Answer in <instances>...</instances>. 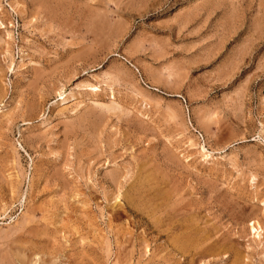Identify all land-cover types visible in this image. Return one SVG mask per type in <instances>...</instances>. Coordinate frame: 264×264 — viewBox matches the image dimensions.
I'll return each instance as SVG.
<instances>
[{"label":"rangeland","instance_id":"1","mask_svg":"<svg viewBox=\"0 0 264 264\" xmlns=\"http://www.w3.org/2000/svg\"><path fill=\"white\" fill-rule=\"evenodd\" d=\"M187 261L264 264V0H0V264Z\"/></svg>","mask_w":264,"mask_h":264},{"label":"bare ground","instance_id":"2","mask_svg":"<svg viewBox=\"0 0 264 264\" xmlns=\"http://www.w3.org/2000/svg\"><path fill=\"white\" fill-rule=\"evenodd\" d=\"M87 5H88V4H87ZM44 7H45V6H44ZM96 14H99V13H96ZM102 14H103V13H102ZM102 14H101V15H102ZM105 14H106V13H105ZM103 16H104V15H103ZM101 17H102V16H101ZM91 19H92V21H94V18H91ZM87 22H88V21H87ZM90 22H91V20H90ZM90 22H88V23H90ZM97 22L99 23V20L97 21V19H96V23H95V22H93V24L90 23V25H91V32H92L94 35L99 34V33L103 30V26H104V25H102L101 23L97 24ZM101 22H102V21H101ZM102 23H103V22H102ZM88 25H89V24H88ZM99 25H100L102 28H101ZM89 27H90V26H89ZM89 30H90V29H89ZM89 30H88V31H89ZM106 31H107V29H106ZM89 32H90V31H89ZM101 34H102V33H100V35H101ZM94 35H93V36H94ZM91 36H92V35H91ZM92 40H93V39H92ZM100 42H101V41H100ZM84 50H85V49H84ZM86 51H87V50H86ZM86 51H84V52H86ZM80 53H81V52H80ZM81 54H82V53H81ZM74 55H75V54H74ZM86 55H87V54H86ZM75 59H76V58H75ZM60 95H61V94L59 93V96H60ZM31 108H32V107H31ZM96 133H97V132H96ZM146 164H147V163H146ZM56 168H57V167H56ZM152 168H153V167H152ZM141 169H142V167L140 168V170H141ZM118 170H119V169H118ZM140 170H139V171H140ZM139 171H137V172L139 173ZM55 172H56V171H55ZM53 173H54V172H53ZM128 173H129V172H128ZM141 174H142V173H141ZM150 174H151V173H150ZM151 175H152V174H151ZM49 176H51V175H49ZM57 176H58V175H57ZM141 176H142V175H141ZM146 176L149 177V175H146ZM146 176H145V179H146ZM114 177H115V175H114ZM117 177H118V176H117ZM137 177H138V178L140 177L139 174H138ZM137 177H136V178H137ZM150 177H151V176H150ZM152 177H153V175H152ZM152 177H151V178H152ZM162 177H163V176H162ZM123 178H124V177H123ZM151 178H150V179H151ZM140 179H141V178H140ZM142 179H143V176H142ZM145 179H144V180H145ZM153 179H154V178H153ZM114 180H116V179H114ZM135 180H136V179H135ZM138 180H139V179H138ZM144 180H143V182H144ZM151 180H152V179H151ZM154 180H155V179H154ZM140 181H141V180H140ZM138 182H139V181H137L136 183H138ZM148 182H149V180L147 181V184H148ZM133 183H134V182H133ZM140 183H142V181L139 182V185H140ZM150 183H151V185H152V181H151ZM156 184H157V183H155V185H156ZM159 184H160V183H159ZM133 185H134V184H133ZM139 185H138L137 187H139ZM141 185H142V184H141ZM143 185H144V184H143ZM143 185H142V186H143ZM164 185H165V183H164ZM115 186H116V185H115ZM131 186H132V184H131ZM145 186H146V185H145ZM159 186H160V185H159ZM133 187H134V186H133ZM133 187H132V188H133ZM137 187L135 186L134 188H137ZM148 187H150V186H148ZM174 187H175V186H174ZM134 188H133V189H134ZM139 188H140V187H139ZM157 188H158V187H157ZM160 188H161V186H160ZM167 188H168V187H167ZM172 188H173V187H172ZM12 189H13V188H12ZM141 189H142V188H141ZM141 189H140V190H141ZM149 189H150V188H149ZM163 189H165V188H163ZM173 189H174V188H173ZM177 189H178V188H177ZM144 190H146V189L144 188ZM151 190H152V189H151ZM157 190H158V189H157ZM157 190H155V191L157 192ZM159 190H160V192H162L161 189H159ZM148 191L150 192V190H148ZM148 191H145V192L148 193ZM165 191H166V190H165ZM168 191H169V190H168ZM174 191H175V190H174ZM145 192H144V194H145ZM158 192H159V191H158ZM177 192H178V191H177ZM177 192L175 191V193H177ZM128 193H130V192H128ZM152 193H155V192H152ZM171 193H172V192H171ZM178 193H179V192H178ZM180 193H181V191H180ZM134 194H135V193H134ZM134 194H133V195H134ZM140 194H141V193H140ZM148 194H149V193H148ZM162 194H163V193H162ZM168 194H169V193H168ZM135 195H137V194H135ZM152 195H154V194H152ZM157 195H158V194H157ZM160 195H161V194H160ZM178 195H180V194H178ZM123 196H124V195H123ZM126 196H127V195H126ZM137 196H138V195H137ZM155 196H156V195H155ZM174 196H175V195H174ZM181 196H182V193H181ZM124 197H125V196H124ZM130 197H131V196H130ZM130 197H129V198H130ZM135 197H136V196H135ZM150 197H151V195H150ZM157 197H158V196H157ZM171 197H172V195H171ZM178 197H179V196H178ZM178 197H177V200L179 199ZM133 198H134V197H133ZM137 198H138V197H137ZM141 198H142V197H141ZM145 198H146V197H145ZM161 198H164V197H161ZM167 198H168V197H167ZM169 198H170V197H169ZM180 198H181V197H180ZM147 199H148V198H147ZM147 199L145 200V201H146V204H147V201H148ZM153 199H154V198L152 197V200H153ZM164 199H165V198H164ZM135 200H137V199H135ZM152 200H151V201H152ZM155 200H156V199H155ZM159 200H160V199H159ZM169 200H170V199H169ZM172 200H173V199H172ZM177 200L175 199L174 201H177ZM126 201H128V202H129V201H130V202H133V201H131L130 199L127 200V198H126ZM138 201H141V202H142L143 199H142V200H138ZM163 201H164V200H163ZM136 202H137V201H136ZM141 202H139L138 204L140 205ZM148 202H149V201H148ZM143 203H144V202H143ZM156 203H157V202H156ZM165 203H166V202H165ZM179 203H180V202H179ZM148 204H149V203H148ZM148 204H147V205H148ZM161 204H162V203H161ZM166 204H168V203H166ZM173 204H174V203H173ZM173 204H171V206H172ZM136 205H137V203H136ZM141 205L143 206L144 204H141ZM149 205H150V204H149ZM162 205H163V204H162ZM133 206H134V205H133ZM145 206H146V205H145ZM157 206H158V205H157ZM157 206H156V207H157ZM160 206H161V205H160ZM173 206H174V205H173ZM180 206H181V205H180ZM182 206H183V207L185 206L184 208L186 209V205H182ZM182 206L179 207V205H178V207L181 208V209H182ZM192 206H193V205H192ZM167 207H168V206H167ZM174 207H175V206H174ZM178 207H177V208H178ZM187 207H188V206H187ZM136 208H137V207H136ZM150 208H151V207H150ZM158 208H159V206H158ZM163 208H164V207H163ZM177 208H176V209H177ZM191 208H192V207H191ZM161 209H162V208H161ZM170 209H171V207H170ZM176 209H175V210H176ZM181 209H180V210H181ZM193 209H194V208H193ZM146 210H147V209H146ZM159 210H160V209H159ZM163 210H166V209H163ZM167 210H168V209H167ZM175 210H173V211H175ZM177 210H178V209H177ZM177 210H176V211H177ZM180 210H178V211H180ZM157 211H158V210H157ZM176 211H175V212H176ZM178 211H177V212H178ZM181 211H182V210H181ZM183 211H184V210H183ZM155 212H156V210H155ZM177 212H176V213H177ZM149 213H150V212H149ZM156 213H157V212H156ZM160 213H163V211L160 212ZM166 213H167V212H165V214H166ZM168 213H169V212H168ZM179 213H180V212H179ZM188 213H189V212H188ZM158 214H159V213H158ZM193 214H194V219H195V212H194ZM159 215H160V214H159ZM167 215H170V216H171V214H167ZM172 215L174 216V214H172ZM177 215H178V214H177ZM155 216H156V215H155ZM162 216H163V214H162ZM170 216H167V217H170ZM182 216H183V214H182ZM182 216H181V217H182ZM186 216H187V215H186ZM189 216H191V215H189ZM192 216H193V215H192ZM157 217H158V215H157ZM175 217H179V216H176V214H175ZM147 218H148V217H147ZM154 218H155V217H154ZM171 218H172V217H171ZM184 218H187V217H184ZM199 218H200V217H199ZM150 219H152V221H154L153 218H152V216H151ZM155 219H157V218H155ZM165 219H166V218H165ZM165 219H164V217H163V220H165ZM167 219H168V218H167ZM167 219H166V220H167ZM173 219H175V218H173ZM178 220H179V218H178ZM189 220H192V217H191V219H189ZM150 221H151V220H150ZM172 221H173V220L163 221V222H166L165 229H164V226H161L162 224H160V226L163 227V229H164L165 232H163V230H162L161 228H159V229H160L159 231H160L161 233L163 232V233H165V234H168L169 232L172 233L173 230L175 229V225H174V223H172ZM176 221H177V220H176ZM184 221H185V220L183 219V222H184ZM194 221L197 222L196 219H195ZM194 221H193V222H194ZM154 222H155V221H154ZM157 222H159V221H157ZM181 222H182V221H181ZM193 222H190V221L187 222V221H185L186 225H183V226H181V227L179 226V227H180L179 230L182 229L183 232H182V233L180 232L181 234H177V231H175L176 233L174 232V233H172V234H176V236H174V237L171 238L173 245H174L176 248H178L179 252H181L183 255L186 254V253L188 254V252H189V254H190V251H193L194 253L192 254V257H193V256H196V255H198V254H201V255L205 254L206 252H205V250L203 249V245H204L207 241H209V239H210L209 235H204V237H200V236H198V237H200V238H198V237H197V233H196V229H195V227L192 226ZM195 222H194V223H195ZM176 223H178V222H176ZM179 223H180V222H179ZM200 223H201V222H200ZM208 223H209V222H208ZM155 224L159 225L158 223H155ZM155 224H154V225H155ZM164 224H165V223H164ZM164 224H163V225H164ZM198 224H199V223H197V225H198ZM201 225H202V224H201ZM167 226H168V227H167ZM166 227H167V228H166ZM196 227H197V226H196ZM153 228H154V227H153ZM199 228H201V227H199ZM213 228H214V227H213ZM251 228H252V229L255 228V223L251 226ZM154 229H156V228H154ZM157 229H158V227H157ZM176 229H178V227H177ZM197 229H198V228H197ZM202 229H204V228H202ZM214 229H215V228H214ZM199 230H200V229H199ZM205 230H206V229H205ZM27 231H29V230H27ZM156 231H157V230H156ZM203 231H204V230H203ZM207 231H208V229H207ZM213 231H214V230H213ZM160 232H159V233H160ZM178 232H179V231H178ZM197 232H198V231H197ZM205 232H206V231H205ZM210 232H211V231H210ZM214 232H215V231H214ZM214 232H213V233H214ZM163 233H162V234H163ZM199 233H200V232H199ZM216 233H217V232H216ZM156 234H158V232H157ZM202 234H204V233L201 232V235H202ZM168 235H170V234H168ZM213 235H214V237L216 238V234L214 233ZM158 236H159V234H158ZM171 236H172V235H171ZM166 237H167V235H166ZM178 237H179V238H178ZM211 237H212V236H211ZM38 238H39V236H38ZM38 238H37V239H38ZM158 238H159V237H158ZM162 238H163V237H162ZM168 238H169V236H168ZM212 238H213V237H212ZM212 238H211V239H212ZM220 238H221V237H220ZM24 239H25V238H24ZM51 239H52V238H51ZM51 239H50V240H51ZM165 239H166V238H165ZM216 239H218V238H216ZM25 240H26V239H25ZM48 240H49V239H48ZM169 240H170V238H169ZM169 240H168V241H169ZM212 240H213V239H212ZM214 240H215V239H214ZM214 240H213V241H214ZM20 241H21V239H20ZM216 241H217V240H216ZM216 241H215V242H216ZM221 241H222V240H221ZM17 242H18V241H17ZM33 242H34V241H33ZM38 242H39V241H38ZM164 242H165V241H164ZM210 242H211V241H210ZM210 242H209V243H210ZM215 242H214V243H215ZM218 242H219V239H218ZM224 242H225V241H224ZM26 243H27V242H26ZM167 243H168V242H167ZM167 243H166V244H167ZM211 243H212V242H211ZM216 243H217V242H216ZM164 244H165V243H164ZM168 244H169V243H168ZM212 244H213V243H212ZM224 244H225V243H224ZM35 245H36V244H35ZM48 245H49V244H48ZM48 245H47V246H48ZM173 245H172V246H173ZM210 245H211V244H210ZM146 246H147V245H146ZM163 246L165 247V245H163ZM163 246H161V249H163ZM166 246H167V245H166ZM215 246H216V245H215ZM227 246H228V245H227ZM147 247H148V246H147ZM168 247H170V246H168ZM211 247L214 248L213 246H211ZM211 247L209 246V249H210V250L212 249ZM217 247H219V245H218ZM221 247H222V246H221ZM16 248H18V247H16ZM170 248H171V247H170ZM173 248H174V247H173ZM206 248H207V247H205V249H206ZM21 249H22V248H21ZM39 249H40V248H39ZM161 249H160V250H161ZM168 249H169V248H168ZM168 249H166V250H168ZM199 249L201 250L200 252L198 251ZM215 249H217V248H215ZM219 249H220V247H219ZM224 249H225V248H224ZM14 250H16V249H14ZM27 250H28V249H27ZM34 250H35V249H34ZM166 250H165V251H166ZM206 250H208V249H206ZM210 250H209V251H210ZM225 250H227V249H225ZM231 250H233V249H231ZM18 251H19V248H18ZM24 251H25V249H24ZM24 251H23V252H24ZM29 251H31V250H29ZM29 251H28V252H29ZM38 251H39V250H38ZM38 251H37V252H38ZM173 251H174V249H173ZM209 251H207V253H209ZM8 252H9V251H8ZM32 252H33V251H32ZM35 252H36V251H35ZM171 252H172V251H171ZM223 252H225V251H223ZM6 253H7V252H6ZM11 253H12V254H15V252H14V253L11 252ZM19 253H21V255H22V252H19ZM38 253H39V252H38ZM40 253L42 254L43 252H40ZM56 253H57V252H56ZM162 253H163V252H162ZM169 253H170V252H169ZM214 253H216V252H215V251H214V252L211 251L210 256L213 257V254H214ZM221 253H222V251H221ZM225 253H227V252H225ZM233 253H236V252H233ZM84 254H85V253H84ZM171 254H172V253H171ZM171 254H170V256H171ZM175 254H177V253H175ZM216 254H217V253H216ZM219 254H220V253H219ZM238 254H239V253H238ZM35 255H36V254L34 253V257H35ZM201 255H200V256H201ZM217 255H218V254H217ZM222 255H223V253H222ZM224 255H226V254H224ZM1 256H2V255H1ZM181 256H182V255H181ZM186 256H187V255H186ZM188 256H191V255H188ZM203 256H204V255H203ZM30 257H31V255H30ZM30 257H29V258H30ZM184 257H185V256H184ZM206 257H207V256H206ZM218 257H219V256H218ZM220 257H221V256H220ZM234 257H235V255H234ZM1 258H2V257H1ZM6 258H7V256H6ZM12 258H13V257H12ZM12 258H11V259H12ZM18 258H19V257H17V259H18ZM31 258H32V257H31ZM53 258H54V257H53ZM165 258H166V257H165ZM190 258H191V257H190ZM197 258H199V257L196 256L195 259H197ZM200 258H204V257H200ZM200 258H199V259H200ZM209 258H210V257H209ZM214 258H215V256H214ZM236 258H238V260L240 261L239 257H236ZM243 258H244V257H243ZM17 259H16V261H17ZM23 259H24V258H23ZM23 259H21V260H23ZM26 259H27V258H26ZM161 259H164V258L161 257ZM199 259H197V260H199ZM234 259H235V258H234ZM45 260H46V259H45ZM193 260H194V259H193ZM204 260H205V259H204ZM228 260H229V259H228ZM23 261H24V260H23ZM30 261H31V260H30ZM36 261H37V260H36ZM165 261H166V260H165ZM169 261H170V260H169ZM190 261H192V260H190ZM190 261H189V262H190ZM199 261H201V260H199ZM202 261H203V260H202ZM242 261H243V260H242ZM10 262H11V261H10ZM10 262H9V263H10ZM42 262H43V261H42ZM187 262H188V261H187ZM189 262H188V264H189ZM193 262H195V261H193ZM196 262H197V261H196ZM174 263H175V262H174ZM198 263H200V262H198ZM238 263H239V262H238ZM35 264H36V263H35ZM41 264H42V263H41ZM191 264H192V263H191ZM193 264H194V263H193ZM201 264H202V263H201Z\"/></svg>","mask_w":264,"mask_h":264}]
</instances>
